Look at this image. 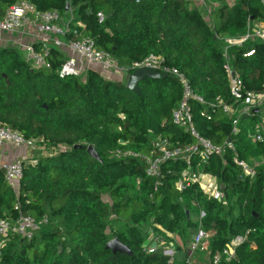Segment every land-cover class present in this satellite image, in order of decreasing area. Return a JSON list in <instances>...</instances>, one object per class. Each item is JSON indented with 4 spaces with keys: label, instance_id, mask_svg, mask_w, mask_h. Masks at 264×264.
<instances>
[{
    "label": "trees",
    "instance_id": "obj_1",
    "mask_svg": "<svg viewBox=\"0 0 264 264\" xmlns=\"http://www.w3.org/2000/svg\"><path fill=\"white\" fill-rule=\"evenodd\" d=\"M19 1L0 0V19ZM26 1L40 11L71 14V24L82 26L76 29L79 38L92 39L123 69L159 57L164 66L182 73L206 103L215 98L231 103L223 70L224 39L240 38L254 21L264 22L260 0H220L208 17L188 0ZM250 50L254 55L244 57ZM228 55L246 90L260 92L264 44L246 42L229 48ZM46 60L49 70L33 69L16 49H0V125L38 148L36 164L24 166L17 193L0 172V217H15L19 204L23 214L47 221L29 240L10 236L0 264H168L161 251H143L148 231L161 234L159 226L185 243L199 227L200 212V228L215 233L211 253L236 236L245 239L235 259L221 264H264V143L249 137L259 123L258 114L241 119L237 132L230 134L231 125L218 108L191 104L200 137L215 146L229 139L240 160L263 162L251 183L238 179L240 170L230 153L201 167L223 185L226 205L208 199L197 185L178 192L174 183L183 169L179 163L161 166L160 184L154 190L155 180L145 177L139 159L116 155L128 151L148 156L157 138L170 147L194 144L171 119L181 96L178 83L170 77L144 79L136 95L124 82L92 71L82 78L60 79L56 72L61 55L52 51ZM88 147L97 159L90 157ZM114 222L123 230L112 229ZM112 240L130 254L106 249Z\"/></svg>",
    "mask_w": 264,
    "mask_h": 264
},
{
    "label": "built area",
    "instance_id": "obj_2",
    "mask_svg": "<svg viewBox=\"0 0 264 264\" xmlns=\"http://www.w3.org/2000/svg\"><path fill=\"white\" fill-rule=\"evenodd\" d=\"M197 6H204L209 0H188ZM264 8V0H260ZM98 23L103 22V16L97 14ZM79 23L71 24V20L65 21V17L57 11H40L31 2L20 0L15 5L9 7L0 19V35H11L29 37L31 42L20 43L24 54L23 59L33 69H50V64L46 60L49 53L56 51L61 55V63L56 74L58 78L67 77L82 78L87 72L92 71L100 77L124 82L126 84L130 71L140 68H150L158 73L165 74L166 77L174 79L180 87V100L172 111L171 119L173 123L189 135L195 142L191 145H175L170 147L166 140L155 139L150 155L144 156L133 152L117 154V157H131L139 159L144 166V175L154 179V190L159 183L161 166L165 163H179L183 166L174 187L178 192H182L191 185H197L203 194L210 200L221 205H226L224 193L219 189L216 178L201 171V167L208 165L211 158L223 159L226 153L232 154V162L240 170L238 179L247 178L251 183L255 176V161L245 162L240 160L235 153V143L227 139L221 146L213 145L209 140L198 135L192 120L191 104L196 103L206 106L208 109L218 108L221 114L228 119L231 125V133L237 132V127L243 116L246 118L251 114L259 115V123L249 137L256 142L264 143V82L260 92L246 90L242 79L230 66L228 49L241 47L246 42H258L264 44V24L250 28L242 37L238 39H226L223 51V70L228 79V94L231 103L224 102L221 98H215L213 102L206 103L200 96L194 93L189 81L185 76L174 68L164 66L159 57L150 56L140 63L131 65L130 70L119 67L114 58L105 51L98 50L94 41L87 37H80L76 29H81ZM254 51L250 50L244 57H251ZM209 118L206 112L201 114ZM8 145L13 148H23L24 155L12 162H4L0 152V172L6 184L17 193L18 183L22 178L23 169L26 165H35L33 156L38 150L34 142L26 140L19 132L0 125V148ZM195 205V204H194ZM196 206V205H195ZM15 217H0V256L10 236L22 239H31L46 224L45 219L37 220L32 216L23 214L19 204L14 207ZM204 213L198 215L199 227L191 238L180 245L177 236L166 233L159 226L156 229L159 233L165 234L170 240L164 239V235L149 230L147 241L143 251L146 254H154L161 251L168 260V264L177 262V254H182L181 264H193L192 258L196 254H209L207 264L228 263L235 259V250L245 239L239 236L232 238L222 249L215 252H208L207 247L214 232L204 231L200 228V221ZM176 239H178L176 241Z\"/></svg>",
    "mask_w": 264,
    "mask_h": 264
},
{
    "label": "water",
    "instance_id": "obj_3",
    "mask_svg": "<svg viewBox=\"0 0 264 264\" xmlns=\"http://www.w3.org/2000/svg\"><path fill=\"white\" fill-rule=\"evenodd\" d=\"M69 10L68 4L65 6V11L67 12ZM3 78H5L4 75H2ZM166 78L165 74H161L156 72L153 69L150 68H140L132 71L126 81L125 88L130 91L133 94L138 95L140 93L139 89V84L144 80V79H164ZM246 117L243 116L242 119H245ZM79 148V146L75 147ZM87 153L90 155V157L97 159V156L93 149L91 147H88ZM219 189L221 191L224 190L223 185H219ZM106 249L110 250L112 253H118V254H130V251L127 247L122 245L118 240H112L106 244Z\"/></svg>",
    "mask_w": 264,
    "mask_h": 264
},
{
    "label": "crops",
    "instance_id": "obj_4",
    "mask_svg": "<svg viewBox=\"0 0 264 264\" xmlns=\"http://www.w3.org/2000/svg\"><path fill=\"white\" fill-rule=\"evenodd\" d=\"M233 0H231L229 3H231ZM260 24H264L263 21H254L251 24V28L260 26ZM234 39H238V38H234ZM226 40V39H224ZM28 42H31V39L29 37H18V36H11V35H0V49L1 48H6L7 46H12L10 48L14 49H18L21 51V45L20 43H24L27 44ZM17 50V51H18ZM19 52V51H18ZM21 58L23 59V57L21 56ZM24 60V59H23ZM0 152L2 153V160L4 162H12L17 158H21L24 155V149L23 148H13L10 147L8 145L2 146L0 148ZM43 152V151H42ZM202 257H205V253L204 254H199ZM177 259H179V263L181 264L182 260V256H180V253L177 254ZM209 257V254H208Z\"/></svg>",
    "mask_w": 264,
    "mask_h": 264
},
{
    "label": "rangeland",
    "instance_id": "obj_5",
    "mask_svg": "<svg viewBox=\"0 0 264 264\" xmlns=\"http://www.w3.org/2000/svg\"><path fill=\"white\" fill-rule=\"evenodd\" d=\"M231 1V0H230ZM229 0H226L225 2H227V3H229L230 2ZM221 2L222 1H220V0H209V2H207L204 6H202V7H200V10L202 11V13L206 16V17H208V13L211 11V10H213V9H215L216 7H218V5H220L221 4ZM67 20H73V16L71 15V14H69V17H65V21L67 22ZM10 47H12V46H7L6 48H10ZM14 48V47H13ZM16 50H18V49H16ZM19 51V53H20V56H24V54H23V52H22V50L20 51V50H18ZM35 146V145H34ZM38 151V150H37ZM36 151V152H37ZM40 151H42V150H40ZM35 152V153H36ZM40 154H42L43 156H45L46 155V153H44V152H42V153H40ZM255 163H256V167H258L261 163H263L262 162V160H256L255 161ZM103 201H108V199H107V197H104L103 198ZM111 227H112V229H114V230H119V231H121V230H123V227L122 226H120V225H118V223H112V225H111ZM178 239H176V241H177ZM7 242V241H6ZM180 245H184V242H182L180 239L177 241ZM7 245V244H6ZM5 245V246H6ZM207 250H208V252H209V247H207ZM180 256H182V254L180 253ZM208 259H209V257H208V253H206L205 254V257H202L201 255H199V254H196L193 258H192V262H193V264H207L208 263ZM179 259H177V262L176 263H179Z\"/></svg>",
    "mask_w": 264,
    "mask_h": 264
}]
</instances>
